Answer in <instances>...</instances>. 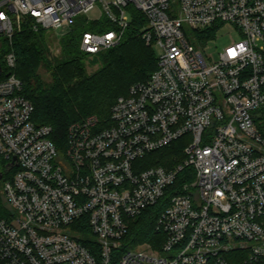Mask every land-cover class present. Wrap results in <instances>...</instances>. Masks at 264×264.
I'll return each mask as SVG.
<instances>
[{"label":"built area","instance_id":"1","mask_svg":"<svg viewBox=\"0 0 264 264\" xmlns=\"http://www.w3.org/2000/svg\"><path fill=\"white\" fill-rule=\"evenodd\" d=\"M96 4L116 29L84 32L83 52L117 45L133 6L160 53L117 97L108 126L72 122L60 151L51 126L32 120L2 39L24 26L58 39ZM224 23L241 37L209 61L203 44ZM261 107L264 0H0V264H264ZM178 140L182 161L144 166ZM163 198L157 237L123 246L130 220Z\"/></svg>","mask_w":264,"mask_h":264},{"label":"trees","instance_id":"2","mask_svg":"<svg viewBox=\"0 0 264 264\" xmlns=\"http://www.w3.org/2000/svg\"><path fill=\"white\" fill-rule=\"evenodd\" d=\"M127 9H130V20L119 43L95 54L83 52L80 40L84 32L116 29L105 16L99 20L77 18L57 39L59 56L51 54L48 36L42 29L34 31L24 26L14 33L10 44L2 39L4 49L15 54L13 72L21 81L20 94L34 107L32 120L51 126L50 138L60 151L66 146L67 130L72 122L94 115L101 127L108 126L111 106L117 97L126 94L131 84L146 80L156 68L154 48L147 46L141 38L146 19L131 6ZM89 56H92L89 65L97 66L90 73L85 62V57ZM254 123L264 138V107L254 117ZM182 146L178 140L147 154L144 166L172 167L184 157ZM184 173L189 175V182L192 181V169L187 168ZM183 181L179 175L175 186ZM166 205L167 199L163 198L130 220L123 246L151 243L157 237L155 220ZM3 207L0 196V216Z\"/></svg>","mask_w":264,"mask_h":264},{"label":"rangeland","instance_id":"3","mask_svg":"<svg viewBox=\"0 0 264 264\" xmlns=\"http://www.w3.org/2000/svg\"><path fill=\"white\" fill-rule=\"evenodd\" d=\"M131 8H133V6H131ZM129 13H130V9H127V16L130 20ZM104 16L105 15L103 14V11L100 5L96 4L95 7L89 10L87 13L79 14L76 17V19L77 18H87L88 20H99ZM186 33L188 37L191 39V31L187 30ZM46 35L48 36V39H49V47H50L51 54L53 56H59L60 47L58 44L57 37L51 30H47ZM240 37L241 35H240L239 30L231 23L219 24L217 29L211 32L210 37L207 39V41L204 42L203 52L209 61H212V62L217 61L219 52L225 46L233 43L234 41L239 40ZM154 51L156 55L160 53V50L158 47H154ZM91 58L92 56H89L88 58L85 57V62L88 64L87 71L89 73L94 71L97 68L96 65H92V66L89 65V60ZM40 72H42V70H40ZM260 110L261 108H258L254 111L255 116L260 112Z\"/></svg>","mask_w":264,"mask_h":264}]
</instances>
